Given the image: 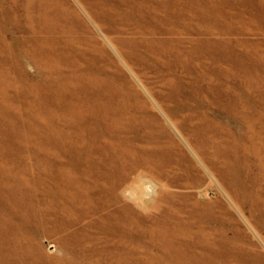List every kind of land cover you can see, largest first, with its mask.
I'll list each match as a JSON object with an SVG mask.
<instances>
[{"label": "rangeland", "instance_id": "1", "mask_svg": "<svg viewBox=\"0 0 264 264\" xmlns=\"http://www.w3.org/2000/svg\"><path fill=\"white\" fill-rule=\"evenodd\" d=\"M84 1L0 0V264H264V0Z\"/></svg>", "mask_w": 264, "mask_h": 264}, {"label": "bare ground", "instance_id": "2", "mask_svg": "<svg viewBox=\"0 0 264 264\" xmlns=\"http://www.w3.org/2000/svg\"><path fill=\"white\" fill-rule=\"evenodd\" d=\"M102 1L103 0H85L84 3L86 5H88V6H94L96 8L102 9V7H100ZM134 1L135 0H122V4H125V3L129 4V3H133ZM172 1L173 0H167L168 5L166 6V9H168L170 7V3ZM184 2H185V0H177L176 3H175V4L178 3L177 12H178V15L181 17V19H184ZM38 14L39 15H42V16H44V14H46L47 17H51V19L53 21H56L58 23H60V22H68V18L66 16L67 15V12L53 13L50 10H48V11H43L42 10ZM57 15L63 16L61 18V20L55 19V16H57ZM68 15L70 17H72V13H70ZM155 20L158 21L156 18H155ZM158 23H159V21H158ZM97 25H100V24L97 23ZM92 36H93L92 35V32H87L86 37L92 39L93 38ZM80 37H81V35H78V34H73L72 35V38L75 39V40H78ZM70 42H71V38L70 37L67 38V40L64 41L63 44L65 46H63L61 48L63 50V52L60 54L61 57H60V55H59L58 52L52 51V48L50 49V51H44L43 53L45 54L46 59H50V54L51 55H55V57L57 59H63L62 57L64 56V53L70 55V52L69 51H66V47L69 46L68 44H70ZM153 43H154V39H153V41L149 45H152ZM155 49L158 52H160L161 51L160 45L156 44L155 45ZM81 53L82 52L79 49V46L72 47V63L69 64L70 65L69 66L70 69H68V66H67L66 68L68 69V72L65 75H61L60 74V76H56L55 77V78H59L60 77V78H62L64 80L66 78V76L72 74V92H73V94H75L81 88L80 86H83V87L85 86V83H83V80H82L83 72L77 67V65H78V57L80 56ZM105 64H106V54H105V51H104V49H103L102 46L97 45V46H95L93 48L92 57H91V65L94 66V67H97V68L104 69ZM105 81H107L106 78H98V80L96 81L95 86L92 89V96L93 97L95 96L96 97V100L94 98H92V100L89 101L90 107H91V104L93 106H95V105L97 106L100 97L101 96H104V84H105ZM79 84H80V86H79ZM123 141L124 140H122V142ZM205 161L208 164V166L210 167L209 169L212 171V173L208 170V168L206 169L204 167L203 163H200V166L203 168V171L207 175H209L210 177L211 176L213 177V175H214L218 179L222 178L223 177V174H225V176L228 177V160L227 159L226 160H223L220 163L221 164V168H218L219 166L216 165L218 163H215L214 161H212L209 158H205ZM121 187H122V184H121ZM57 192L60 193V194H64V192H59V191H57ZM120 193L123 194L126 197H129V198L132 197L134 199V196L136 197V192H135L134 188L132 189V187L130 188L129 186H126L125 188H122ZM66 200H69V198H67ZM133 202H134L135 206H140V204H141L140 201H138V200H133ZM71 212L72 211H70V212H64V215H70ZM220 237H221V235H220ZM218 244H221V246H222V248H223L224 251L225 250H228V248L226 247L228 245V237L227 236H222L220 238V241L218 242ZM70 261H72V260H70ZM108 262L109 261L106 259L105 264H108Z\"/></svg>", "mask_w": 264, "mask_h": 264}]
</instances>
